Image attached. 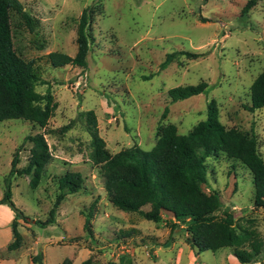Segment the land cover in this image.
Returning <instances> with one entry per match:
<instances>
[{"label":"rangeland","instance_id":"1","mask_svg":"<svg viewBox=\"0 0 264 264\" xmlns=\"http://www.w3.org/2000/svg\"><path fill=\"white\" fill-rule=\"evenodd\" d=\"M19 1L33 29L10 11L14 50L26 61L35 59L43 81L35 90L49 91L56 108L42 128L22 118L0 121V198L9 183L13 203L28 217L17 219L21 245L9 251L15 212L0 204V264H62L66 259L81 264L87 258L91 264H242L229 247L196 252L182 224L168 213L151 221L115 207L89 156L85 112L94 111L99 135L114 154L133 146L149 150L159 125L172 123L187 133L205 118L214 99L224 126L254 135L264 160V107L247 108L249 87L264 69V0H255L246 12L251 0ZM91 4L93 41L86 67H52L47 53L75 55L79 17ZM201 81L207 92L171 101L170 88ZM69 123L71 128L61 132ZM36 133L44 135L52 158L31 188V174L10 175V169L15 155L17 169L27 165L32 144L26 137ZM206 165L207 183L201 189L220 193L218 214L230 209L237 228L255 230L264 240V206L253 204L250 171L239 163L232 167L221 153L207 157ZM66 171L81 174L82 190L65 196L53 223H35L48 218L57 178ZM90 211L91 234L84 228ZM254 264H264V257Z\"/></svg>","mask_w":264,"mask_h":264},{"label":"trees","instance_id":"2","mask_svg":"<svg viewBox=\"0 0 264 264\" xmlns=\"http://www.w3.org/2000/svg\"><path fill=\"white\" fill-rule=\"evenodd\" d=\"M255 0L243 8L246 12ZM16 11L33 29L32 18L24 10L19 0H0V121L18 119L30 121L37 127H45L53 115L56 102L49 91L39 93L35 86L40 80L35 59L25 60L17 55L13 47V35L10 24V11ZM95 7L86 6L77 25V51L74 56L52 51L45 56L52 67L76 64L86 67L87 56L91 49L93 34L92 20ZM175 53L169 54L162 63L168 64ZM249 110L264 107V69L255 77L250 87ZM208 90L201 81L197 84L176 86L168 90L172 102L189 98ZM167 108L162 114L165 117ZM86 130L90 135L89 156L100 170L103 186L109 201L118 209L136 212L145 219L157 221L162 213H168L182 224L187 241L196 252L229 247L233 255L242 264H254L264 257V240L255 230L237 228L230 209L219 215L222 207L220 193L212 190L207 193L201 189L207 183L206 158L212 154H223L231 161L247 168L253 181V204L264 206V160L258 151L257 139L247 136L236 128H226L219 119V109L214 99L206 106L203 120L196 123L187 133H179L172 123L159 125L157 140L149 149L133 146L111 153L104 139L99 135L96 116L93 110L85 112ZM71 124L64 125L65 132ZM26 140L31 142L30 157L27 165L16 168L17 155L12 160L10 175L31 174V188H35L50 162L52 156L42 133L29 134ZM83 177L79 172L66 171L57 178V192L48 218L35 223L47 226L55 221L57 208L67 194L81 191ZM0 204L15 212L11 221L12 241L7 249L20 247L21 235L17 230V219L24 218L22 211L11 199V187L5 188ZM95 201L91 204L92 208ZM149 205V210H143ZM91 211L85 215L84 228L90 230ZM122 235L127 233L121 231ZM91 234V232H89ZM129 235V233H127ZM165 245H168L171 239ZM62 264H72L66 259ZM81 264H91L87 258Z\"/></svg>","mask_w":264,"mask_h":264},{"label":"crops","instance_id":"3","mask_svg":"<svg viewBox=\"0 0 264 264\" xmlns=\"http://www.w3.org/2000/svg\"><path fill=\"white\" fill-rule=\"evenodd\" d=\"M18 249V248H17ZM17 249H15V250H17ZM15 250H10V251H15ZM1 259V258H0ZM1 261V260H0Z\"/></svg>","mask_w":264,"mask_h":264}]
</instances>
